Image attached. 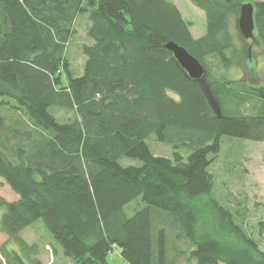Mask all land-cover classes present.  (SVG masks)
I'll use <instances>...</instances> for the list:
<instances>
[{
    "label": "trees",
    "instance_id": "obj_1",
    "mask_svg": "<svg viewBox=\"0 0 264 264\" xmlns=\"http://www.w3.org/2000/svg\"><path fill=\"white\" fill-rule=\"evenodd\" d=\"M189 1L206 16L200 38L168 0H0V178L19 196H0V264H44L21 236L37 221L56 242L49 264H107L115 248L125 264H264L239 210L213 201L209 232L195 205L214 188L222 138L264 143V85L226 84L210 62L230 68L232 10L250 0ZM253 4L264 48V1ZM82 20L78 71L70 53ZM170 42L204 66L221 118ZM153 138L173 157L155 156Z\"/></svg>",
    "mask_w": 264,
    "mask_h": 264
},
{
    "label": "rangeland",
    "instance_id": "obj_2",
    "mask_svg": "<svg viewBox=\"0 0 264 264\" xmlns=\"http://www.w3.org/2000/svg\"><path fill=\"white\" fill-rule=\"evenodd\" d=\"M177 5L183 18L192 24V34L195 38L204 36L207 32L206 16L203 11L195 7L189 0H168ZM250 0L242 1L235 5V9L230 17L232 31L235 38L236 48L234 58L229 69L217 67V61L211 59L214 63V72L218 77H224L226 84L232 82H243L252 85H264V48L261 41L255 33V41L246 40L241 34L238 21L240 17V5L243 3H255ZM82 20L81 25L77 28V35L74 44L71 47L70 58L75 70L81 71L83 66V57L80 47L87 43L85 36V23ZM86 61V58H85ZM56 115V111L52 110ZM59 116H70L71 113L59 112ZM150 149L155 156L167 158L173 157V148L170 145L156 141L155 138L148 140ZM184 157L188 152L181 151ZM120 163L124 166L136 165L141 163L137 160L122 159ZM211 172L215 176V183L212 192L195 200V205L200 210L199 226L211 232L217 224L215 218L213 201L220 205L229 207L232 212L237 213L239 210L245 217L241 223L242 228L249 235L259 242L260 252L264 253V236L257 235L258 224L264 221V143L255 141L235 140L228 137L222 138L221 151L215 163L212 165ZM0 196L6 201H15L19 196L0 178ZM4 210L0 209V219ZM216 222V223H215ZM21 236L29 245L38 246V257L44 264L53 261L54 246L56 245L53 236L45 229L42 221H37L21 233ZM215 236V235H214ZM221 243L232 248L240 247V241L233 235L227 233L217 234ZM8 239L0 232V249ZM54 245V246H53ZM237 245V247H236ZM8 249L18 250V247L11 243L7 245ZM238 250V248H237ZM34 254L31 256L33 257ZM55 261L61 260V250H57ZM37 257V256H36ZM107 264H125L121 257L120 249L115 248L107 259Z\"/></svg>",
    "mask_w": 264,
    "mask_h": 264
},
{
    "label": "water",
    "instance_id": "obj_3",
    "mask_svg": "<svg viewBox=\"0 0 264 264\" xmlns=\"http://www.w3.org/2000/svg\"><path fill=\"white\" fill-rule=\"evenodd\" d=\"M238 27L246 40H252L253 42L255 41V7L253 3L249 2L240 5ZM167 49L173 53L175 60L184 70L187 77L198 80L201 83L211 108L218 115V117L221 118V106L216 101L209 88L207 83V72L201 62L191 55L184 47H181L174 42L168 43Z\"/></svg>",
    "mask_w": 264,
    "mask_h": 264
},
{
    "label": "crops",
    "instance_id": "obj_4",
    "mask_svg": "<svg viewBox=\"0 0 264 264\" xmlns=\"http://www.w3.org/2000/svg\"><path fill=\"white\" fill-rule=\"evenodd\" d=\"M6 237V236H5ZM6 239H7V237H6ZM48 264V263H47Z\"/></svg>",
    "mask_w": 264,
    "mask_h": 264
}]
</instances>
